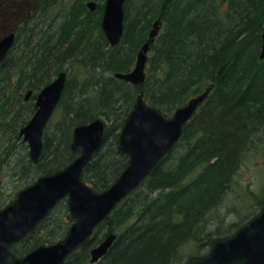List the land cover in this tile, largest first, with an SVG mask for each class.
<instances>
[{
	"label": "trees",
	"instance_id": "obj_1",
	"mask_svg": "<svg viewBox=\"0 0 264 264\" xmlns=\"http://www.w3.org/2000/svg\"><path fill=\"white\" fill-rule=\"evenodd\" d=\"M20 1L1 0L8 18L20 14V19L11 27L15 44L0 65V169L12 167L18 183L34 182L69 164L78 155L70 146L74 127L104 117L107 136L84 180L96 190L108 188L128 163L118 152V138L140 89L150 104L171 115L214 84L154 174L65 264H185L192 254L187 246L203 253L222 235L210 224L240 170L255 155L264 168V0H127L124 34L116 46L101 27L105 0H96L94 11L86 6L89 0H27L23 10ZM159 17L162 25L149 51L143 86L117 78L115 73L134 67ZM62 70L68 73L67 84L34 162L18 137L35 112L36 95L25 101V91L37 94ZM261 183V193L253 192L260 207ZM12 199L0 191V207ZM67 213L64 200L12 246L13 252L22 256L63 238L71 224ZM244 223H231L227 233ZM110 233L117 235L112 246L91 262V249Z\"/></svg>",
	"mask_w": 264,
	"mask_h": 264
},
{
	"label": "water",
	"instance_id": "obj_2",
	"mask_svg": "<svg viewBox=\"0 0 264 264\" xmlns=\"http://www.w3.org/2000/svg\"><path fill=\"white\" fill-rule=\"evenodd\" d=\"M126 0H105L101 27L110 45L120 43L124 34ZM97 8L95 0L87 3ZM162 21L157 19L148 40L138 51L134 67L115 76L136 86H143L151 45ZM260 57L264 59V31ZM16 41V32L0 38V64ZM67 72H60L44 86L36 98V110L21 127L19 138L28 144L29 154L37 162L43 151V134L62 98ZM213 83L179 105L171 115L153 106L140 89L136 101L122 126L117 149L128 157L126 168L104 190H96L84 180V173L100 151L109 128L104 117H96L74 127L71 149L79 154L65 167L40 175L19 190L16 197L0 208V264H65L68 258L93 237L96 229L129 195L152 176L166 156L180 141L185 126L209 97ZM32 91L26 95L30 98ZM66 200L67 219L71 223L66 235L56 242L42 243L26 254L16 255L12 246L27 238L53 210ZM107 235L91 249V262L100 260L116 239ZM185 264H264V202L260 210L234 232L214 237L209 250L191 255Z\"/></svg>",
	"mask_w": 264,
	"mask_h": 264
},
{
	"label": "rangeland",
	"instance_id": "obj_3",
	"mask_svg": "<svg viewBox=\"0 0 264 264\" xmlns=\"http://www.w3.org/2000/svg\"><path fill=\"white\" fill-rule=\"evenodd\" d=\"M27 0L20 1V7L26 6ZM8 7L1 4L0 0V35H4L10 31L15 24L18 23L20 19V14H16L13 18H8L11 16ZM69 64V62H68ZM68 64H65L67 67ZM70 65V64H69ZM55 78V76L53 77ZM30 120V119H29ZM262 158L259 155H255L248 161L243 168L240 170L236 182L232 185L231 189L223 204L214 212L212 222L210 224V229L217 231L219 228L222 232L221 236L227 235L231 223H244L248 220L247 217L255 215L260 210V203L258 204L254 193H261V187L264 181V168H262ZM253 161L256 164H251ZM14 167V166H13ZM33 183L32 179L21 180L17 182V177L12 176V167L6 166L0 169V191H5L10 194L14 199L19 190L23 189L27 185ZM247 188L250 191H247ZM12 199V200H13ZM9 201L8 203H10ZM6 203V204H8ZM2 208V207H0ZM232 232V231H231ZM209 250V246L203 251L206 253ZM192 246H187L186 252L191 255H197ZM201 253V254H203ZM189 258V257H188ZM187 261V260H186Z\"/></svg>",
	"mask_w": 264,
	"mask_h": 264
},
{
	"label": "flooded vegetation",
	"instance_id": "obj_4",
	"mask_svg": "<svg viewBox=\"0 0 264 264\" xmlns=\"http://www.w3.org/2000/svg\"><path fill=\"white\" fill-rule=\"evenodd\" d=\"M13 31H14V30H12V31H10V32H13ZM10 32H8V33H10ZM15 32H16V31H15ZM8 33H6V34H8ZM6 34H4V35H6ZM4 35H2V36L0 35V38L3 37ZM16 37H17V34H16ZM12 48H13V47H12ZM11 50H12V49H11ZM11 50H10V51H11ZM10 51H9V52H10ZM7 56H8V55H7ZM5 59H6V58H5ZM1 64H2V63H1ZM1 64H0V65H1ZM62 71H64V70H62ZM62 71H60V72H62ZM60 72H59V73H60ZM66 72H67V71H66ZM59 73H58V74H59ZM58 74H57V75H58ZM57 75H56V76H57ZM56 76H55V78H56ZM67 78H68V73H67ZM53 79H54V78H53ZM53 79H52V80H53ZM52 80H51V81H52ZM51 81H50V82H51ZM50 82H49V83H50ZM49 83H48V84H49ZM66 84H67V82H66ZM46 85H47V84H46ZM46 85H45V86H46ZM43 87H44V86H43ZM43 87H42V88H43ZM65 87H66V86H65ZM41 90H42V89H41ZM41 90H40V91H41ZM29 91H32V92H31V95H30V98H29V99H26V95H27V93H28ZM40 91H39L37 94H35V92H34L33 89H28V90H26V91H25V101H30V100H32L33 97H34V95H36V96H35V99H34L35 104H36V98H37L38 94L40 93ZM63 92H64V91H63ZM60 101H61V100H60ZM59 103H60V102H59ZM58 106H59V104H58ZM58 106H57V108H58ZM57 108H56V109H57ZM35 110H36V105H35ZM55 111H56V110H55ZM54 113H55V112H54ZM23 142H24V141H23ZM25 143H26V142H25Z\"/></svg>",
	"mask_w": 264,
	"mask_h": 264
},
{
	"label": "bare ground",
	"instance_id": "obj_5",
	"mask_svg": "<svg viewBox=\"0 0 264 264\" xmlns=\"http://www.w3.org/2000/svg\"><path fill=\"white\" fill-rule=\"evenodd\" d=\"M95 1H96V0H95ZM126 1H127V0H126ZM88 2H89V1L86 2V6H87V8L89 9V6H88V4H87ZM96 2H97V1H96ZM125 3H126V2H125ZM159 19H161V17H159ZM161 21H162V19H161Z\"/></svg>",
	"mask_w": 264,
	"mask_h": 264
}]
</instances>
